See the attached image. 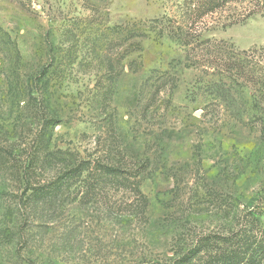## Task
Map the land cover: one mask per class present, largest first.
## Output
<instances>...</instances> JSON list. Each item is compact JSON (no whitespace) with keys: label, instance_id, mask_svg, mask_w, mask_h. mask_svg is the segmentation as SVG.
Instances as JSON below:
<instances>
[{"label":"rangeland","instance_id":"1","mask_svg":"<svg viewBox=\"0 0 264 264\" xmlns=\"http://www.w3.org/2000/svg\"><path fill=\"white\" fill-rule=\"evenodd\" d=\"M193 10L0 0V264H173L253 206L264 226V9ZM80 163L55 201H26ZM99 163L144 166L143 198L88 187Z\"/></svg>","mask_w":264,"mask_h":264},{"label":"trees","instance_id":"2","mask_svg":"<svg viewBox=\"0 0 264 264\" xmlns=\"http://www.w3.org/2000/svg\"><path fill=\"white\" fill-rule=\"evenodd\" d=\"M240 1H249L253 3L254 7L264 9V0H184L185 5L188 3L194 5L193 13L187 12L188 17L194 16L192 22L194 19L213 14L229 3ZM157 22L160 23V21ZM188 29L190 31L191 27L189 26ZM181 30L177 27V32ZM187 30L185 31L186 34L189 33ZM170 34L177 35L175 32ZM49 123H51V119L45 120L44 127ZM44 160H47L45 155ZM84 164L80 163L67 169L60 177L46 185L40 186L37 183L35 186L26 187L25 192L31 191L28 196L26 195V201H55L60 194L62 195L68 189L72 180L81 176ZM94 168L92 184H88V187L101 189L109 185L119 186L131 190L139 198H143L139 187L146 173L144 166H139L133 171H127L99 163ZM254 207L248 211V224L244 226L245 228L232 231L226 235L208 234L200 237L194 248L176 259L173 264H190L192 261L194 262L192 264H262L264 262V226L261 225L260 220L263 211Z\"/></svg>","mask_w":264,"mask_h":264}]
</instances>
